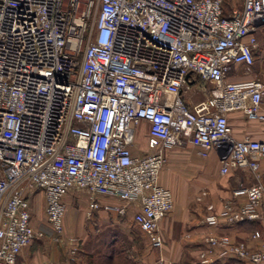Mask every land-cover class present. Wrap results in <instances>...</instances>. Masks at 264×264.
<instances>
[{
    "label": "built area",
    "instance_id": "obj_1",
    "mask_svg": "<svg viewBox=\"0 0 264 264\" xmlns=\"http://www.w3.org/2000/svg\"><path fill=\"white\" fill-rule=\"evenodd\" d=\"M222 1L0 0V264H13L43 235L30 224L35 190L55 235L62 230V196L75 186L136 201L133 222L159 246L157 222L171 209L172 193L157 177L163 150L173 145L189 143L200 156L212 149L219 174L243 167L252 176L231 189L217 212L203 215L206 224L264 220V169L258 170L264 139L234 137L226 119L239 109L263 120V85L256 76L225 78L233 63L252 62L256 32L264 34V0H241L226 13ZM193 78L209 86L187 105L180 92ZM140 119L149 151L134 155ZM96 205L90 197L88 206ZM249 237L253 246L225 232L206 233L196 257L264 262L260 231Z\"/></svg>",
    "mask_w": 264,
    "mask_h": 264
},
{
    "label": "crops",
    "instance_id": "obj_2",
    "mask_svg": "<svg viewBox=\"0 0 264 264\" xmlns=\"http://www.w3.org/2000/svg\"><path fill=\"white\" fill-rule=\"evenodd\" d=\"M257 44L253 49V59L248 65L243 63H233L226 72L225 78L230 81L244 82L254 76L258 77L263 85L262 100L259 104L261 111L264 112V34L259 30L256 32ZM199 80L196 85L195 81ZM196 85V86H195ZM209 86L207 82H203L198 78H193L189 84V92L183 95L181 90V99L187 104L195 102L196 100L206 95V89ZM198 89V90H197ZM205 89V90H204ZM227 126L234 137H241L243 135L254 139H264V119L255 120L247 119L241 110H230L226 114ZM147 136V122L140 119L134 126L133 139L130 145L131 153L134 155H143L149 151L146 146ZM186 147H193L186 143ZM183 147L165 148L163 150L164 164L161 167L160 173L157 177L158 182L169 188L171 187V173L175 172V167L170 163L172 159L179 160L183 163L184 168L190 173L197 170L195 162L198 161V154L193 151H182ZM195 149V148H194ZM215 153L212 149L208 152ZM216 155V154H214ZM216 165V166H215ZM217 164L213 157H210L206 162L205 171L208 174H215ZM264 169V158L258 159V170ZM210 171V172H209ZM198 181V180H197ZM197 181L191 182V190L196 186ZM264 183V177L262 178ZM252 182V177L249 170L243 167H235L225 173V178L217 180L207 178L204 185L203 194L197 200L185 201L178 198L177 193H172L171 209L159 218L157 222V232L160 235L161 243L159 246H151L154 248V253H149L146 258H153L154 264H164L166 260H175L180 264L187 255L192 254L196 257V251L201 246V238L206 233H222L227 232L231 237L242 239L249 246H253L255 240L249 237L250 229L249 221L243 222L237 226H223L222 222L212 226L206 224L202 217L208 212H217L220 208L221 202L224 198L230 196L232 188L238 185H246ZM173 189V188H172ZM171 191V189L169 188ZM197 190V189H196ZM70 193L76 194L75 202L76 208L71 206ZM90 197L96 201L95 207H89L88 202ZM64 211L62 216V234L56 237L51 231V227L45 219L43 212V197L39 190L33 191L28 197V208L30 212V224L33 228L44 229L45 236L41 238H34L27 245L23 246L15 257L13 264H83L81 252L69 251L68 239L72 236L85 238L91 233L93 237L96 235V245H102L101 239L103 228L109 225L117 227L118 238H128L130 224L136 226L132 220V213L137 209L136 201L122 200L116 196L91 193L84 188L75 186L69 187L63 194ZM243 196L236 197L238 203L242 202ZM39 201V204H36ZM209 204L207 209L205 205ZM114 206H121L122 212L115 210ZM87 218L86 223L84 222ZM89 219V220H88ZM252 220V219H251ZM257 229L264 238V220L255 219ZM252 223V222H251ZM85 224L89 227L95 226L96 230L85 231ZM137 227V226H136ZM108 235V233L106 234ZM117 237L110 236L106 241V245H113ZM80 240L79 242H81ZM147 241V240H146ZM148 243V242H147ZM104 250V249H103ZM115 250V249H113ZM113 252V251H112ZM110 253L111 256L113 253ZM121 257L124 256L122 249ZM128 257V254H126ZM223 259H214L210 264L221 263ZM208 264L209 262H202Z\"/></svg>",
    "mask_w": 264,
    "mask_h": 264
},
{
    "label": "rangeland",
    "instance_id": "obj_3",
    "mask_svg": "<svg viewBox=\"0 0 264 264\" xmlns=\"http://www.w3.org/2000/svg\"><path fill=\"white\" fill-rule=\"evenodd\" d=\"M240 1L241 0H226V7H230V6H236L238 7L240 5ZM196 85L199 84V80L195 81ZM195 85V86H196ZM198 90V89H197ZM182 91H183V95H186V93L189 92V87H182ZM186 143L185 144H181V145H173L171 147L168 148H175V147H183L182 151L183 152H188L189 150L193 151V153H195L197 155L196 150L194 149V147H186ZM167 149V148H166ZM215 153L213 152H207L206 155L204 156H200L199 154L198 156V161L195 162V166L197 167V170L193 173H190L186 170V168H184L183 163L180 164L179 160H174L172 159L170 161V163L173 165V168L175 167L176 171L171 173V187H169L171 189V192H176L178 195V198L183 199V200H187V201H193V200H197V196L201 197L202 196V192L204 189V185L206 183V179L207 178H212L215 179V181L217 182V180H222L223 178H225V174H219L217 172V170L215 171V174L213 173V176H211L212 174H208L207 171H205L206 168V162L210 157H213L215 160V163L217 164V157L216 155H214ZM164 155H163V162L162 165L160 166L158 175L160 173L161 167L163 166L164 162ZM216 166V165H215ZM217 169V168H216ZM210 172V171H209ZM252 177V176H251ZM264 177V174H259V181L263 183L262 178ZM193 180L196 182L197 180V184L196 186L193 188V190H191V182H193ZM253 180V179H252ZM173 188V189H172ZM177 188V189H176ZM176 189V190H174ZM197 189V190H196ZM174 190V191H173ZM69 197L71 198L72 202H71V206L72 208H76L77 204L75 202V198L77 197L76 194H71L69 195ZM63 198V196H62ZM63 201V199H62ZM64 203V201H63ZM39 204V201L36 203ZM65 208V205H64ZM85 220L84 222L86 223L87 218L84 216ZM89 220V219H88ZM235 224H233L234 226ZM236 226V225H235ZM129 230V236L127 239H125L126 237L124 236V238H121L116 235L117 232L119 231L117 229V227H114L109 225L107 228H103V231H105L106 234L102 235L103 241L102 245H96L97 242V238L96 235H94L93 237L91 236V233H89V235L85 236V238H80V237H75L72 236L68 239V248L69 251L76 253V251L81 252V255L85 252H94L95 250H100L101 248L105 247V246H112L113 249H123L124 252V256L120 257L121 261H124L126 258L129 259L130 264H154L153 263V258L151 257H145V256H149V253H154V248H151L148 246V243L146 241V238L143 234V232L141 230H139L135 225L130 224L128 226ZM41 229V228H39ZM43 231V236H45V230L41 229ZM90 230H96L95 226L92 227L91 226H87L85 224V231L89 232ZM52 231V229H51ZM53 232V231H52ZM63 230H61L60 234L55 235L56 237H59L62 234ZM43 236H40L38 238H41ZM110 236H114L117 237L115 239V242H113V245H106V241L110 238ZM107 239V240H106ZM34 240V239H33ZM80 240H82L81 242H79ZM126 254H128V257H126ZM83 256V255H82ZM213 261V260H212ZM202 264V262H200L195 255L189 254L187 255L185 258H183V261L180 264ZM205 263V262H204ZM212 263L211 261L208 263L210 264ZM206 264V263H205ZM216 264H255V263H250V262H246V261H242V260H238V259H233V258H224L223 261L221 263H216ZM256 264H264V262L262 263H256Z\"/></svg>",
    "mask_w": 264,
    "mask_h": 264
},
{
    "label": "trees",
    "instance_id": "obj_4",
    "mask_svg": "<svg viewBox=\"0 0 264 264\" xmlns=\"http://www.w3.org/2000/svg\"><path fill=\"white\" fill-rule=\"evenodd\" d=\"M225 1L226 0H223L222 4H221L223 13H226V11L228 10V7H226V5H225L226 4ZM246 221L247 222L249 221L248 222L249 226L252 225V226H250L251 227L250 232L252 230H254V229H257V226H256V221L257 220H255V219H252V220L251 219L241 220V221H238V222H235V223H231V224L222 223V225L231 227V226H233V224H235L237 226V225H240V224H242L243 222H246ZM225 233H227V232H225ZM233 238L235 240L238 239V238H236L234 236H233ZM111 252L113 253L112 256L110 254ZM121 254L123 255L122 249L113 250L112 246H105V247L101 248L100 250H95L94 252H85V253H83L82 254L83 255L82 259H83V264H130V261H129L128 258H126L124 261L120 260ZM233 259H235V258H233ZM197 263H199V262H197ZM199 264H201V263H199Z\"/></svg>",
    "mask_w": 264,
    "mask_h": 264
},
{
    "label": "water",
    "instance_id": "obj_5",
    "mask_svg": "<svg viewBox=\"0 0 264 264\" xmlns=\"http://www.w3.org/2000/svg\"><path fill=\"white\" fill-rule=\"evenodd\" d=\"M189 74V72H186L185 77Z\"/></svg>",
    "mask_w": 264,
    "mask_h": 264
}]
</instances>
